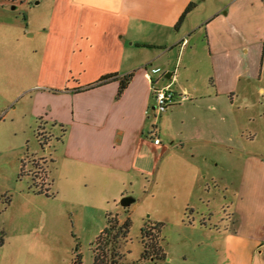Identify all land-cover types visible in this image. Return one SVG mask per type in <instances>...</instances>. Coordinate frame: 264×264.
<instances>
[{
    "label": "crops",
    "instance_id": "obj_1",
    "mask_svg": "<svg viewBox=\"0 0 264 264\" xmlns=\"http://www.w3.org/2000/svg\"><path fill=\"white\" fill-rule=\"evenodd\" d=\"M232 1L226 15L218 10L205 20L192 17L200 5L197 0H38L35 8V0H0L2 11L12 4L31 7L37 25L31 27L29 17L25 26L0 24L23 31V36L12 33L18 43L34 40L25 53L28 63H23L26 78L31 77L24 91L33 116L62 130L55 153L38 156L46 165L48 159L55 163L52 182L60 193L79 199L83 190L122 187L126 172L153 183L165 159L174 155L179 157L171 167L196 168L203 182L198 180L191 189L197 186L207 192L215 175L175 149L196 142L207 148L224 145L231 152L240 150L245 157L244 176L234 189L235 199L227 204L229 214L209 217L214 229L207 220L201 223L210 233L216 230L224 236V246L218 248L231 249L235 264H244V252L248 264H264V184L253 176L264 172V149L254 146L264 138L259 129L264 118V101L259 98L264 96V62L258 70L252 69L251 42L240 36V16L246 14L247 0ZM41 3L45 10L39 9ZM191 3L195 7L179 22ZM204 25L201 41L205 39L209 53L202 69L195 53L192 62H184L183 54L193 33ZM174 48L180 67L173 71ZM189 68L199 73L201 85L190 82L194 73ZM130 73V82L118 95L121 78ZM180 73L186 75V85L177 84ZM163 78L170 82H162ZM254 80L261 83L258 88V84L243 85ZM168 85L177 86L178 97L184 96L178 99L186 105L162 113V118H168L162 125L149 113L156 104L154 87ZM156 128L160 144L151 137ZM222 133L227 134L223 143ZM236 133L243 138L239 147L231 144ZM201 156L205 164H219L209 150Z\"/></svg>",
    "mask_w": 264,
    "mask_h": 264
},
{
    "label": "rangeland",
    "instance_id": "obj_2",
    "mask_svg": "<svg viewBox=\"0 0 264 264\" xmlns=\"http://www.w3.org/2000/svg\"><path fill=\"white\" fill-rule=\"evenodd\" d=\"M37 1L32 3L33 8ZM256 1L247 0L246 14L240 16V32H243L240 36L246 42H251L248 44L249 59L255 71L264 62V0ZM197 2L200 5L192 17L206 18L205 20L218 10L226 15L228 7L233 3L232 0ZM262 4L263 8L259 7ZM16 7V4H12L7 11L0 10V21L25 26L29 17L32 21L31 27L35 28V10L30 9L31 7ZM45 7V3H41L39 9L45 10ZM0 25H3L0 26V264H72L78 255L82 264H94L95 241L106 226L107 213L110 212L121 221L130 217L132 222L128 240L122 245L126 252V264H235L237 259L231 249L218 248L220 245L224 246V236L216 230L210 233L201 222L207 220V224L214 229V222L209 217L229 214L227 204L235 199L234 189L239 187L244 176L245 157L241 151L233 149L234 152H231L224 145L220 148H207L196 142H186L175 149L196 166H201L215 175V182L208 180L210 191L207 192L197 186L191 189L192 184H197L198 180L203 182L200 178L202 173H198L196 168L188 167V170L179 171L171 167L179 157L174 155L165 159L158 171L156 182L149 183L145 176L126 172L122 187L115 188L112 185L108 189L83 190L79 192V199L64 192L60 193L58 186L52 182L53 173L56 172L55 163L48 159L47 166L43 158L38 156L55 153L62 130L33 116L27 93L24 91L31 77L26 78L22 70L23 63H28L25 53L34 44V40L18 43L12 33L18 32L20 28ZM205 25L193 33V39L183 54L184 62H192L191 58L195 53V59L200 60L198 65L202 69L205 67L204 58L209 53L205 39L201 41L205 34ZM20 33L22 35L23 31L18 32ZM192 43L197 45L194 49H191ZM177 53V48L171 52L173 71L178 66ZM179 67L180 65L178 70ZM28 68L31 75L32 69L30 66ZM189 69L194 73L190 82L201 85L202 78L199 73L193 68ZM177 76V84L186 85V75L180 73ZM161 81L170 82L164 78ZM203 84L205 85L204 82ZM260 84L256 80L250 84L243 83L244 86L255 85L257 88ZM176 87L172 86L171 90L176 92ZM259 98L264 101L261 94ZM182 105H186V102L177 99L167 110H180ZM163 114L166 115L165 112ZM161 115L162 113L157 114L153 109L149 113L152 120H161V124L166 125L168 118H162ZM170 127L173 128L171 124ZM259 129L262 130L260 137L264 136V118ZM226 135L222 133V143L226 140ZM242 142L243 138L236 133L231 144L239 147ZM254 146L264 149V138L257 140ZM193 148L199 153L193 152ZM203 150H209L211 156L218 157L219 164H205L201 156ZM261 160L264 161V155ZM258 165L260 168L261 165ZM46 169L50 173L51 185L47 186L50 187L49 195L37 191L33 178L43 175ZM257 173L253 174L254 180L264 184V172ZM38 186L41 187V184ZM204 195L209 198H204ZM124 196H133L135 201L129 207H123L120 200ZM158 222L162 225L161 243L167 256L166 259L154 263L142 258V228ZM194 222L197 227L190 228L189 224ZM244 256L243 263L248 264V259Z\"/></svg>",
    "mask_w": 264,
    "mask_h": 264
},
{
    "label": "trees",
    "instance_id": "obj_3",
    "mask_svg": "<svg viewBox=\"0 0 264 264\" xmlns=\"http://www.w3.org/2000/svg\"><path fill=\"white\" fill-rule=\"evenodd\" d=\"M194 7L195 3H191L186 8L179 22H182L186 14ZM113 76V74L108 75L102 80L109 79ZM132 76L133 73H130L121 78L118 95L123 93ZM41 175L33 177L37 186V191L40 193L45 192L49 195L50 187L47 186L51 185V183L48 176V170L46 169L43 175ZM39 184H41V187L38 186ZM131 223L130 217L125 221H121L118 216L113 215L111 212L107 213V224L95 241L94 264H126V252L122 249V245L128 240ZM161 226V222H158L154 225H146L142 228V242L144 244L142 258L153 261L154 263L166 259L167 256L161 243ZM72 264H82L81 257L78 255V258Z\"/></svg>",
    "mask_w": 264,
    "mask_h": 264
},
{
    "label": "built area",
    "instance_id": "obj_4",
    "mask_svg": "<svg viewBox=\"0 0 264 264\" xmlns=\"http://www.w3.org/2000/svg\"><path fill=\"white\" fill-rule=\"evenodd\" d=\"M154 94H155V108L153 109L157 114L163 113L167 111V108L176 102V100L179 98H184V96L180 95L178 97V94L174 92V90H171V86H165V87H154ZM152 139L155 144L161 143V138L158 136L157 128L152 131Z\"/></svg>",
    "mask_w": 264,
    "mask_h": 264
},
{
    "label": "water",
    "instance_id": "obj_5",
    "mask_svg": "<svg viewBox=\"0 0 264 264\" xmlns=\"http://www.w3.org/2000/svg\"><path fill=\"white\" fill-rule=\"evenodd\" d=\"M134 201L135 198L133 196H124L121 198L120 203L123 207H129Z\"/></svg>",
    "mask_w": 264,
    "mask_h": 264
}]
</instances>
